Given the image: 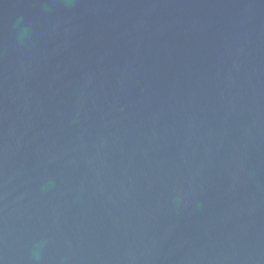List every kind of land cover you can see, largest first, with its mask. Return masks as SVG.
Returning a JSON list of instances; mask_svg holds the SVG:
<instances>
[{
  "label": "water",
  "instance_id": "obj_1",
  "mask_svg": "<svg viewBox=\"0 0 264 264\" xmlns=\"http://www.w3.org/2000/svg\"><path fill=\"white\" fill-rule=\"evenodd\" d=\"M0 264H264V0H0Z\"/></svg>",
  "mask_w": 264,
  "mask_h": 264
}]
</instances>
